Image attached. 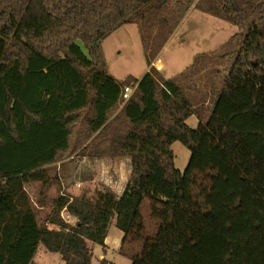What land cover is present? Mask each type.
I'll return each mask as SVG.
<instances>
[{"label": "trees", "instance_id": "16d2710c", "mask_svg": "<svg viewBox=\"0 0 264 264\" xmlns=\"http://www.w3.org/2000/svg\"><path fill=\"white\" fill-rule=\"evenodd\" d=\"M166 1L0 0V264H32L40 243L64 264H90L89 242L105 247L113 217L131 264H264V0L196 7L237 27L231 64L196 127L185 122L195 111L180 75L152 68L120 82L105 63L101 41ZM126 84L134 90L123 100ZM75 124V142L83 132L89 140L80 155L127 157L129 177L119 196L60 192L40 224L25 185L38 182L45 202L49 167L69 155ZM174 141L190 151L183 171Z\"/></svg>", "mask_w": 264, "mask_h": 264}, {"label": "rangeland", "instance_id": "374dc122", "mask_svg": "<svg viewBox=\"0 0 264 264\" xmlns=\"http://www.w3.org/2000/svg\"><path fill=\"white\" fill-rule=\"evenodd\" d=\"M184 4L188 5V10L180 18L179 12L184 10ZM202 4L204 0H168L156 12L147 13L138 21L118 27L101 41L106 67L120 82L139 79L147 68L156 69L163 78L180 75L179 83L195 111L185 120L190 127L197 126L199 117H208L214 88H219L220 81L231 64L232 59L228 55L235 45L230 37L237 30L235 25L196 8ZM140 27L145 44L140 36ZM197 54L200 56L192 65ZM156 57L161 60L160 71L150 65ZM77 124L72 129L69 155L49 167L50 173L56 178L45 202H37L40 199L38 182L25 185L40 224L45 222L46 214L60 192L95 200L100 191L111 190L115 195L121 193L129 177L130 164L125 157L105 156L93 159L80 155L79 150L89 140L84 137L86 133L83 132L78 142H75L76 133L81 131L83 125ZM115 127L116 133L125 129L123 124ZM113 130L114 126H111L108 134ZM107 139L108 137L101 138L98 147H103ZM170 148L175 167L183 171L189 160V149L179 141H174ZM141 213L144 223L152 228L147 199L141 205ZM62 216L68 219L65 214ZM107 232L109 250L103 251L104 248L100 245L89 242L92 248L90 264H100L102 258L108 264H131L130 259L119 251L123 233L116 227L115 217L111 219ZM137 247L126 243L122 249L130 251L137 250ZM32 260V264H64L58 252L49 251L42 243L38 245Z\"/></svg>", "mask_w": 264, "mask_h": 264}, {"label": "built area", "instance_id": "2783aa9c", "mask_svg": "<svg viewBox=\"0 0 264 264\" xmlns=\"http://www.w3.org/2000/svg\"><path fill=\"white\" fill-rule=\"evenodd\" d=\"M160 62H161L160 58L156 57V58L153 60L152 64H153V66H154V65H159ZM157 67L159 68V66H157ZM133 90H134V87H133L132 85H130V84H126V85H124V86L122 87V89H121V97H122V99H123V100L128 99V98L131 96ZM62 214H65V216L68 218L67 220H66V219H64V220L67 221L68 223H70V222H71V219H72L73 217H72L68 212H66L65 208L62 209V211H61V216H62ZM62 217H63V216H62ZM63 218H64V217H63ZM70 224H71V223H70Z\"/></svg>", "mask_w": 264, "mask_h": 264}, {"label": "crops", "instance_id": "0c3cea01", "mask_svg": "<svg viewBox=\"0 0 264 264\" xmlns=\"http://www.w3.org/2000/svg\"><path fill=\"white\" fill-rule=\"evenodd\" d=\"M103 50V49H102ZM104 53V52H103ZM105 57V56H104ZM153 62V61H152ZM152 62L150 63V65L152 66L153 64H152ZM161 63V62H160ZM157 66H159V65H154V67H157ZM158 68V67H157ZM159 71H160V66H159ZM146 71H149V68H147V70ZM215 89V88H214ZM83 147V146H82ZM83 156H86V157H91V158H93V159H99V158H101V157H105V156H97V155H90V154H86V155H83ZM126 159H128L127 157H125ZM129 160V159H128ZM121 193H119V194H117L118 196L120 195ZM39 196V195H38ZM40 197V196H39ZM75 222V218H72L71 219V222H72V224L74 223L73 221ZM109 228V227H108ZM107 237H108V232H107V235H106V238H105V247H104V249H103V251H106V250H109V245H108V242H107ZM119 248V246L117 247V249ZM101 257V256H100Z\"/></svg>", "mask_w": 264, "mask_h": 264}]
</instances>
